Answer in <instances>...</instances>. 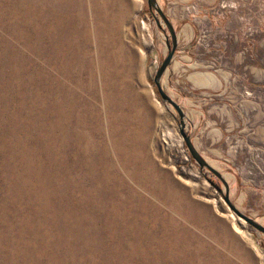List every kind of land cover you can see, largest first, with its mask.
I'll return each instance as SVG.
<instances>
[{"label":"rangeland","instance_id":"374dc122","mask_svg":"<svg viewBox=\"0 0 264 264\" xmlns=\"http://www.w3.org/2000/svg\"><path fill=\"white\" fill-rule=\"evenodd\" d=\"M155 16L146 0H0V264H264V234L225 203L157 91L169 31ZM250 16L222 34L204 22L190 57L218 69L229 43L255 40ZM175 77L161 84L177 103L199 91ZM241 82L219 126L200 115L203 156L264 226V78L239 114L227 99Z\"/></svg>","mask_w":264,"mask_h":264},{"label":"crops","instance_id":"0c3cea01","mask_svg":"<svg viewBox=\"0 0 264 264\" xmlns=\"http://www.w3.org/2000/svg\"><path fill=\"white\" fill-rule=\"evenodd\" d=\"M157 2L166 10L167 16L176 29L177 48H183L191 43L194 40L196 32L199 31V28H201L204 22L209 26L211 33L215 34L216 32H220L222 34L224 33L221 28L222 24H226L225 28L227 29L232 30L238 28V30H242L246 23L239 21L237 16H240L239 18L244 16V19L247 20L246 17L248 18V15H251L250 17L256 29L254 33L255 40L251 39L243 41L238 39V41H236L237 45H235L236 43H229L224 47V51L222 50V65L218 67V69L205 70L200 68L202 62L198 56V58L195 57L197 59H192L190 57L192 56V52H190L191 49L189 51L177 52L171 61L168 69L169 76L175 75L176 77L174 80L177 83L186 84V86H189L190 89L195 91L199 90L195 93L190 92L183 95L179 104L186 115L187 124L190 126L189 132L195 147L202 155L206 156V151H204L206 149L202 144L205 141L203 139L205 136L203 135V130H201L202 125L199 126L200 119L204 118V115L202 117H200V115L205 112L208 117V120L205 121L204 128H208L212 123L217 124L218 126L221 124L220 118L223 116L224 110L228 112L231 109L229 108L226 110L227 107H233L234 105H229L228 103L218 104V101H224L225 91L235 77L242 80V89L239 88L237 96L234 94L229 97L227 101L229 103L237 101L238 106L237 108L235 107V109L238 110L239 114L242 110L245 113L248 102V82H253L256 85L264 78L262 60L264 53V27L257 25V23L261 24L263 20L262 13L264 0H241V2L238 3V9L229 11L231 14L227 15V17L225 16V21L222 19V16H216V13L214 12L217 9L218 0H157ZM191 3L194 5L189 6V10H187L188 4ZM194 10L197 13H192ZM223 11H227V9H223ZM178 23L179 26H177ZM233 34H235V32ZM210 35L211 34L208 32V39L210 38ZM238 35L240 34L238 33ZM249 41L251 42V45L247 48ZM214 50L217 51L215 48ZM232 53L237 54L233 59L231 57ZM198 54L199 53L197 52V55ZM225 54H230L228 55V62L230 64L226 66L225 63L227 56H225ZM232 63H234L240 71L239 75H233V78L230 72L232 69ZM186 106L191 108L190 112L187 111L188 109ZM211 113H215V115L217 113L219 118H211L208 115ZM210 135H212V140H218L221 138L220 131H216V129H212L209 133V136Z\"/></svg>","mask_w":264,"mask_h":264},{"label":"water","instance_id":"95a60500","mask_svg":"<svg viewBox=\"0 0 264 264\" xmlns=\"http://www.w3.org/2000/svg\"><path fill=\"white\" fill-rule=\"evenodd\" d=\"M148 9L154 13H156L158 16L156 18V23L158 26H161L162 23L165 24L169 31V36L166 38V46H167V52L163 60L161 61L160 65L158 66L155 75L153 77V81L156 85L157 91L161 97V99L169 103L176 111L178 115V126H179V133L186 145V148L190 154V156L193 158V160L196 162V164L199 166V168L203 170H208L209 172L213 173L222 183L224 187V191L222 190L221 186H216L217 190L223 195L225 203L228 205V207L234 212L236 217L242 219L249 225H251L254 229L264 234V226L261 225L259 222H257L255 219L247 216L240 210L236 208V206L230 201L229 199V185L227 181L224 179L222 174L216 170L210 163L204 158V156L197 150L195 147L190 132L187 130V119L186 115L184 113V110L181 108V105L177 103L175 100H173L169 94L163 89L161 84V79L165 75L166 71L169 69L171 61L174 57V55L177 52L182 51H189L193 44L197 41L198 36L196 35L194 40L187 44L183 48H177V34L175 31V28L170 21L169 17L166 14V10L163 9L157 2V0H146Z\"/></svg>","mask_w":264,"mask_h":264},{"label":"bare ground","instance_id":"6f19581e","mask_svg":"<svg viewBox=\"0 0 264 264\" xmlns=\"http://www.w3.org/2000/svg\"><path fill=\"white\" fill-rule=\"evenodd\" d=\"M235 215V214H234Z\"/></svg>","mask_w":264,"mask_h":264}]
</instances>
